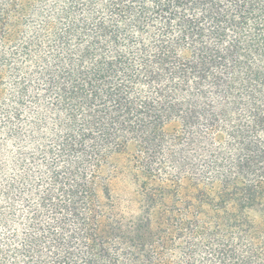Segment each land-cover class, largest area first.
Listing matches in <instances>:
<instances>
[{
	"label": "trees",
	"instance_id": "1",
	"mask_svg": "<svg viewBox=\"0 0 264 264\" xmlns=\"http://www.w3.org/2000/svg\"><path fill=\"white\" fill-rule=\"evenodd\" d=\"M230 1L205 0V23L0 0V264H194L202 246L250 264L231 234L264 237V0Z\"/></svg>",
	"mask_w": 264,
	"mask_h": 264
},
{
	"label": "rangeland",
	"instance_id": "2",
	"mask_svg": "<svg viewBox=\"0 0 264 264\" xmlns=\"http://www.w3.org/2000/svg\"><path fill=\"white\" fill-rule=\"evenodd\" d=\"M154 1V3L152 2ZM205 0H138V3H146L148 7H154L156 3L160 4L163 9L169 13L178 14L180 16H194L197 18H202L205 23H210L209 20L205 19V10L206 7L204 6ZM230 4V8L232 9L231 12H234V6L231 5L230 0H219L218 5L220 8L227 9L228 5ZM166 15V14H165ZM167 16V15H166ZM227 140V138H225ZM124 163L127 160H122ZM207 157L204 156L203 160L201 161V167L206 165ZM166 173L168 172L170 175H175L176 172L174 171V167L171 163L166 162ZM205 167V166H204ZM162 175L163 172H161ZM160 176V178L162 177ZM190 184H183L185 189L189 187ZM203 187V186H202ZM111 188L113 190L114 195L118 197L120 208L124 210L127 215L135 216L137 215L139 204H138V184L135 183L130 176L126 174L124 176H119L112 180ZM250 217L253 219L254 224L259 223V218L254 216L253 214H249ZM202 218V216H201ZM259 232V231H257ZM232 244L234 246V250H236L235 255L233 257H238V259H242L243 257H247L250 253H254V251H258V254L250 257V264H256L259 261V264H264V237L253 234V243L256 245V248H250L251 242L246 241V239H239V236L232 232L231 234ZM237 239V240H235ZM204 245H207L204 243ZM249 246V247H248ZM249 249V250H248ZM250 251V252H249ZM173 261H177L176 258L173 257ZM172 264H174L172 262ZM177 264V263H176ZM194 264H221L217 261L216 257L211 256L209 254V250H207V246H202L200 252L198 253L197 259Z\"/></svg>",
	"mask_w": 264,
	"mask_h": 264
}]
</instances>
